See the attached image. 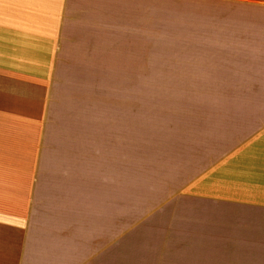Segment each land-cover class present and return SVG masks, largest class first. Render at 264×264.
I'll list each match as a JSON object with an SVG mask.
<instances>
[{
    "label": "crops",
    "instance_id": "crops-1",
    "mask_svg": "<svg viewBox=\"0 0 264 264\" xmlns=\"http://www.w3.org/2000/svg\"><path fill=\"white\" fill-rule=\"evenodd\" d=\"M158 1L0 0V264H264V0L204 2L205 29L189 35L207 48L152 51L188 54L178 63L205 67L190 83L222 86L189 96L193 124L156 181L126 182L118 196L109 171L86 189L68 171L85 163L79 140L76 162L41 156V118L73 70L133 69L148 84L150 67L176 65L151 64ZM127 214L134 229L117 236Z\"/></svg>",
    "mask_w": 264,
    "mask_h": 264
},
{
    "label": "rangeland",
    "instance_id": "rangeland-1",
    "mask_svg": "<svg viewBox=\"0 0 264 264\" xmlns=\"http://www.w3.org/2000/svg\"><path fill=\"white\" fill-rule=\"evenodd\" d=\"M210 1L193 0L190 4V0H159V5L150 6L148 45L150 60H153L151 64L176 65L161 69L160 73L150 67L148 84L139 83L140 73L133 69L73 70L62 98L59 96L50 105L51 115L41 118L44 148L40 155L48 162L69 155V161L76 162L75 147L79 140V147H85V163L79 164L78 168L76 164H69L68 171L82 172L86 189L93 174L104 176L111 171L116 175L118 196L126 182L131 181L132 188H141L142 184L160 178L165 172L162 169L165 162L171 158L172 144L186 137L193 124L190 116L195 112H190L189 105L197 102L189 96L203 93L205 88L222 89V86L190 83L193 76L204 75L205 67L179 64L178 61H183L188 54L152 51L163 47L178 51L191 47L207 48V42L199 36H190L189 30L205 29V22L198 18L211 10L200 5ZM207 8L211 9L210 5ZM197 54L204 56V53ZM212 55L220 54L214 52ZM127 77L133 79L132 85L119 84ZM247 87L224 85L223 89L236 92L247 91ZM78 128H82L83 133L78 134ZM67 143L68 151L64 149ZM92 143L98 146L95 152ZM43 167L48 172L63 171L61 165L46 163ZM124 215L118 219L117 236H124L125 232L134 229L130 226L129 214L126 215V224ZM119 222L125 224V230L119 228ZM125 238L141 240L140 235Z\"/></svg>",
    "mask_w": 264,
    "mask_h": 264
}]
</instances>
